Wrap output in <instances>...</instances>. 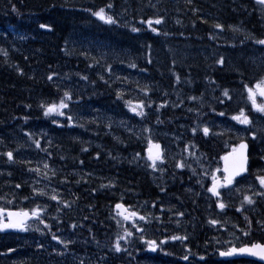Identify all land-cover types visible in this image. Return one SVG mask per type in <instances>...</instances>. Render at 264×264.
I'll use <instances>...</instances> for the list:
<instances>
[{
	"label": "trees",
	"instance_id": "1",
	"mask_svg": "<svg viewBox=\"0 0 264 264\" xmlns=\"http://www.w3.org/2000/svg\"><path fill=\"white\" fill-rule=\"evenodd\" d=\"M101 7L115 23L92 15ZM148 20L151 27L142 22ZM260 39L264 4L257 0H0V209L5 223L9 212L29 213L24 230H0V264H141L147 240L156 241L159 259L180 260L183 248L190 259L210 250L202 258L211 261L223 241L216 225L203 223L209 211L190 202L205 190L186 168L171 176L141 165L142 134L168 132L152 144L178 150L192 140L220 157V113L251 112L245 85L264 78ZM61 100L68 105L63 115H45ZM248 117L255 136L248 141L249 176L264 175V116ZM246 181L235 184L232 196ZM162 196L193 211L197 230L181 247L171 239L180 231L170 230L184 224L170 222L163 209L145 240L124 220L131 212L139 218L141 203H164ZM252 199L258 224L250 210L228 203L222 231L228 236L241 223L246 243H263L264 193ZM185 208L177 213H189Z\"/></svg>",
	"mask_w": 264,
	"mask_h": 264
},
{
	"label": "snow or ice",
	"instance_id": "2",
	"mask_svg": "<svg viewBox=\"0 0 264 264\" xmlns=\"http://www.w3.org/2000/svg\"><path fill=\"white\" fill-rule=\"evenodd\" d=\"M257 3L259 4H264V0H257ZM106 7L111 8L112 5L108 4ZM92 15L95 16L96 18H98L101 21H104L107 24H113L115 23V20L113 19V17L111 15L106 14L105 12V8L101 7L96 11H92ZM144 23H147L149 25V27H151V25L153 24L152 20H148V21H142ZM155 24H160L161 23V19H156L154 21ZM41 28H47L49 27L48 25L45 24H40ZM216 28H221L222 26L220 24H216L215 25ZM133 32H138L140 29L133 27L131 29ZM153 32H156L157 29L156 28H152L151 29ZM258 44L264 45V39H260V40H256L255 41ZM218 63H223V60H219L217 61ZM132 67H135V65H131ZM49 79H51V76H49ZM245 88L247 89L248 92V100L251 102L252 108L259 112L264 114V103H258L257 102V96L264 98V78H261L259 81L256 82L254 87H249L248 85H245ZM65 97H67L68 99H70V95L68 92L64 93ZM224 95L228 96V90L224 91ZM223 102V101H221ZM68 105L61 100L59 105L56 104H51L48 105L46 107L45 110V115H48L50 113H58L59 115H63V112L60 111V109L63 108H67ZM137 108H142V105H137L136 107L132 108L131 110L136 112ZM137 115H143V111H139L136 113ZM220 115H224L223 112L220 113ZM72 117L69 116L68 120L71 121ZM232 119L237 121L240 124H244L247 125L250 123L249 117L247 115H245V112L243 109L240 110L238 115H234L232 116ZM203 133L204 135H208L209 133V129L208 127H204L203 129ZM193 131L195 132V129H193ZM255 138V137H253ZM150 144V149H149V160L152 161V166L155 168L156 167V161L161 159V155L159 152V145L158 144H152L151 141H149ZM38 145V142H37ZM155 148L157 149L156 153L153 155L151 152V149ZM247 149H248V144L246 142H244L243 140H241V142L235 146L232 149V152L229 153L227 156L223 157V159L225 160V168H224V172L225 175L223 176V179L221 181L220 178H218L217 176L213 175L212 177V186L209 187L207 189L208 192H210L213 196L219 197L221 195V193L219 192L218 189L224 187H228L229 185L233 184V181L235 180L236 177L240 176L242 173L246 172L248 170L247 168V163H248V155H247ZM5 155L8 157L9 161L13 160V154L12 152H7L5 153ZM262 159H264V157H261ZM183 165L181 164H177V167H182ZM45 167L47 168V165H45ZM257 180L259 181L260 185L262 188H264V175H258ZM17 187H19V185H17ZM51 199L55 200L56 197L52 196ZM244 200L248 203V204H252L253 200L249 197V196H245ZM217 206L221 209H223L225 207V204L223 202H218ZM116 207L118 209L122 208V205L117 204ZM240 209H237V211H239ZM3 213L4 210L0 209V230L4 229V228H18L21 230L25 229V221L29 218V213L28 212H17V213H12L9 212L8 213V222L5 223L4 219H3ZM137 215L136 212H131L128 215H124V219L128 220L130 219V217H135ZM31 216L33 217H38L39 216V211L37 209H33L31 212ZM139 219L143 220L145 219V217L140 216ZM247 219V217H246ZM41 223H43V221L41 220ZM209 223L215 225L218 223V221L216 220H211L209 221ZM45 227H47V225H45ZM140 230V229H137ZM126 234L127 235H131V232H127L126 230ZM248 233H245V235H247ZM53 239L54 240H58L59 238L56 237L55 235H53ZM171 239L173 240H184L186 239V237H178V236H172ZM145 243L153 250L155 251L156 249V241L154 240H147L145 241ZM161 243H163V241H161ZM115 251L120 252L121 251V247L120 244L117 243L115 245ZM235 252H246L251 256H256L259 257L261 260H264V244L261 243H253L251 244V246H244V247H240V248H235L233 247L231 250L229 251H225V252H221L220 255L221 256H230ZM184 260H187L188 257L184 256L183 257ZM201 259H203L201 257Z\"/></svg>",
	"mask_w": 264,
	"mask_h": 264
},
{
	"label": "rangeland",
	"instance_id": "3",
	"mask_svg": "<svg viewBox=\"0 0 264 264\" xmlns=\"http://www.w3.org/2000/svg\"><path fill=\"white\" fill-rule=\"evenodd\" d=\"M260 65H263V64H261L260 63ZM254 87V86H253ZM257 102L258 103H264V98H261V97H259V96H257ZM260 114H262V113H260ZM249 124H247V125H242L240 128H241V130L240 129H238V131H236V133H234V131H232L231 130V136H234V137H236V136H238V135H241V134H244V132H247V130H245V128L248 126ZM257 126H260L261 125V123H257L256 124ZM248 133V132H247ZM249 137L250 138H253V137H255L254 135H253V131L251 132V130H250V132H249ZM228 149H232V148H234V146H232V145H229L228 147H227ZM226 148V149H227ZM256 148H258V146L256 147ZM152 152V151H151ZM156 153V152H155ZM155 153H152L153 155L155 154ZM204 155V154H203ZM182 156H183V151L182 150H180V149H178V150H175V152H169V156H168V161L169 162H173V161H177V160H179L180 158H182ZM189 157L192 159V157L189 155ZM206 156H204V158H205ZM208 157H206V160H204V159H202L201 158V156H197V157H194V163L195 164H197L198 165V167L199 168H201V169H203L204 171H205V173H201V172H199L198 171V173L197 172H195L194 170H196L195 168H189L190 169V171H191V174L195 177V182L197 183V185L202 189V190H204L205 188L207 189V186H206V181L208 180L209 182H212V177H213V175H215V176H217L218 178H220L221 179V177H222V175L220 174L221 173V170L220 169H218V167H219V163H220V159H218L217 157H212L213 159H207ZM146 161H149V165L150 166H152V161L151 160H149V153L147 154V156H146ZM219 162V163H218ZM161 166H162V164H161V162L159 161V160H157L156 161V167L154 168L153 166L151 167V169H152V171H154L155 169H157L158 167H160V169H159V171L163 168H161ZM181 168V167H180ZM182 168H185L184 166H182ZM197 171V170H196ZM200 176L202 177V178H204L205 180H202L201 178H200ZM248 184H251V181L249 180V182H247V183H245V184H243L242 186H244L245 188L247 187V185ZM244 187H240V189H239V191L237 192L238 194H240L245 188ZM227 192H226V194L228 195V196H232V188L231 189H227L226 190ZM188 193H191L190 191H188ZM204 199V198H203ZM243 207V206H242ZM249 212H251V214L255 217L256 216V211L255 210H250ZM255 222V221H254ZM256 223V225L258 224L257 222H255ZM135 225H136V229H141V224L139 223H134ZM214 231H222V229H215ZM230 231H232V230H230ZM229 237H230V235H229ZM144 264H156V263H153L152 261H146ZM242 264H249L248 262H244L243 261V263Z\"/></svg>",
	"mask_w": 264,
	"mask_h": 264
},
{
	"label": "bare ground",
	"instance_id": "4",
	"mask_svg": "<svg viewBox=\"0 0 264 264\" xmlns=\"http://www.w3.org/2000/svg\"><path fill=\"white\" fill-rule=\"evenodd\" d=\"M264 116V115H263ZM250 126V127H249ZM251 127H252V125L251 124H249L246 128H245V130H247V132H244V134H249V132H250V129H251ZM240 130H241V128H239ZM252 139V138H251ZM248 143V142H247ZM153 144H157V143H154L153 142ZM158 145L160 146L159 147V151H160V153H161V155H162V159H163V163H161L162 164V166H161V168L162 167H164V165H167V164H171V162H169L168 161V156H169V152H172V151H175V150H169L168 148L166 149V146L164 145V144H160L159 142H158ZM228 152H230L228 149H226V150H224L223 149V152H222V155L220 156V157H217L218 159H220V164H221V167H220V170H221V175H222V177H221V181H222V179H223V176L225 175V172H224V169H223V161H224V159H223V157H225V156H227L229 153ZM247 155H248V163H247V168H248V170L245 172V174H243V175H240V176H238V177H236L235 178V180L233 181V184L232 185H229L228 186V188H232V189H234L236 186H235V184L236 183H238L239 181H241V180H244V179H249L250 177H251V175L249 176V171H250V167H251V160H250V147H249V144H248V150H247ZM203 156H206V157H208L207 159H213L212 157H214V156H211V157H209V155H207V153H204V155ZM159 169H160V167H158L157 169H155L156 171H159ZM197 173H198V171H197ZM191 176H193V175H191ZM194 177V176H193ZM195 178V177H194ZM200 178L202 179V180H205L204 178H202L201 176H200ZM247 182H249V180L248 181H246V183ZM207 184H212V182H209L208 180L206 181V186H207V189H208V185ZM239 187H237L235 190L237 191V189H238ZM190 189H195V188H193V187H190ZM207 189L205 188L204 190H205V192H206V194L205 195H203V196H195L194 198H198L199 197V199H201V200H203V198H205V196H207L209 199H211V200H213V201H219V202H224L225 201V199H223L225 196H224V194H221L219 197H216V196H213V195H210L209 193H208V191H207ZM191 196V195H190ZM256 211V210H255ZM250 217H251V219H253L252 221H255L256 222V217H257V213H256V216L254 217L252 214H251V212H250ZM254 222V223H255ZM255 225H256V223H255ZM180 259V258H179ZM243 261L244 262H248V263H254V264H260L259 262H257V261H254V260H250V259H243ZM172 264V263H171ZM175 264H179V263H175Z\"/></svg>",
	"mask_w": 264,
	"mask_h": 264
},
{
	"label": "water",
	"instance_id": "5",
	"mask_svg": "<svg viewBox=\"0 0 264 264\" xmlns=\"http://www.w3.org/2000/svg\"><path fill=\"white\" fill-rule=\"evenodd\" d=\"M248 150V149H247ZM225 168V160L223 161V169ZM245 174L242 173L241 175ZM244 247V246H243ZM250 247V246H249ZM232 249V248H231ZM230 249V250H231ZM221 256V255H220ZM222 259L224 260H232V259H250V260H254V261H257V262H260V263H264V260H261L259 257H256V256H251L249 255L248 253L244 252H235L233 253L232 255L230 256H221Z\"/></svg>",
	"mask_w": 264,
	"mask_h": 264
}]
</instances>
